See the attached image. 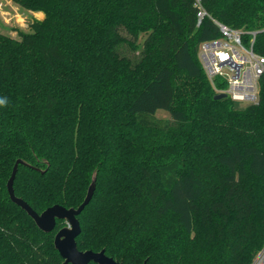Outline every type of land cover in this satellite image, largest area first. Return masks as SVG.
I'll list each match as a JSON object with an SVG mask.
<instances>
[{
	"label": "trees",
	"instance_id": "1",
	"mask_svg": "<svg viewBox=\"0 0 264 264\" xmlns=\"http://www.w3.org/2000/svg\"><path fill=\"white\" fill-rule=\"evenodd\" d=\"M13 1L45 16L0 31V264H66L65 222L44 232L9 196L19 158L15 192L37 212L78 207L97 171L81 250L250 264L264 246V73L257 103L215 99L198 52L220 36L213 17L257 31L264 55V0H204L201 24L195 0Z\"/></svg>",
	"mask_w": 264,
	"mask_h": 264
},
{
	"label": "built area",
	"instance_id": "2",
	"mask_svg": "<svg viewBox=\"0 0 264 264\" xmlns=\"http://www.w3.org/2000/svg\"><path fill=\"white\" fill-rule=\"evenodd\" d=\"M198 24L210 16L204 0H195ZM211 17V16H210ZM220 36L199 45L200 62L216 93L225 92L232 100L252 104L259 101L264 55L255 50L257 31H242L212 17ZM248 33V40L244 34ZM250 264H264V246Z\"/></svg>",
	"mask_w": 264,
	"mask_h": 264
},
{
	"label": "water",
	"instance_id": "3",
	"mask_svg": "<svg viewBox=\"0 0 264 264\" xmlns=\"http://www.w3.org/2000/svg\"><path fill=\"white\" fill-rule=\"evenodd\" d=\"M225 92L216 93L215 99L226 98ZM20 164L29 166V162L19 158L16 160L11 176L7 182V189L11 200L25 210L34 220L36 225L44 232H52L57 228L58 221H66L67 224L58 229L54 236V245L59 251L66 264H124L106 253L105 249L95 251L92 249L81 250L78 247L77 237L81 233L79 215L90 203L97 187V171L92 175V181L88 187L83 202L78 207H66L61 204H54L42 212H37L25 199L19 197L14 188V182ZM144 264H147L145 261Z\"/></svg>",
	"mask_w": 264,
	"mask_h": 264
},
{
	"label": "rangeland",
	"instance_id": "4",
	"mask_svg": "<svg viewBox=\"0 0 264 264\" xmlns=\"http://www.w3.org/2000/svg\"><path fill=\"white\" fill-rule=\"evenodd\" d=\"M44 16V12L28 10L13 0H0V31L11 36L19 37L18 30L28 31L29 24L33 19H43ZM141 41H143V37ZM131 53V51H127V54ZM239 105L245 104L239 103ZM156 116L169 121L173 120L171 111L168 109H158Z\"/></svg>",
	"mask_w": 264,
	"mask_h": 264
},
{
	"label": "clouds",
	"instance_id": "5",
	"mask_svg": "<svg viewBox=\"0 0 264 264\" xmlns=\"http://www.w3.org/2000/svg\"><path fill=\"white\" fill-rule=\"evenodd\" d=\"M7 104V98H0V106H5Z\"/></svg>",
	"mask_w": 264,
	"mask_h": 264
},
{
	"label": "flooded vegetation",
	"instance_id": "6",
	"mask_svg": "<svg viewBox=\"0 0 264 264\" xmlns=\"http://www.w3.org/2000/svg\"><path fill=\"white\" fill-rule=\"evenodd\" d=\"M64 222H65V224H64V225H66V224H67V222H66V221H64ZM64 225H63V226H64ZM61 227H62V226H61ZM61 227H60V228H61ZM57 231H58V230H56V232H57ZM55 234H56V233H55Z\"/></svg>",
	"mask_w": 264,
	"mask_h": 264
},
{
	"label": "crops",
	"instance_id": "7",
	"mask_svg": "<svg viewBox=\"0 0 264 264\" xmlns=\"http://www.w3.org/2000/svg\"><path fill=\"white\" fill-rule=\"evenodd\" d=\"M32 14H35V12H34V13L32 12ZM37 17H38V16H37ZM38 18H40V17H38Z\"/></svg>",
	"mask_w": 264,
	"mask_h": 264
}]
</instances>
